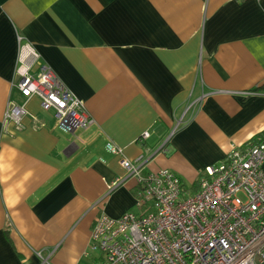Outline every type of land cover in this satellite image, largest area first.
Here are the masks:
<instances>
[{
  "label": "crops",
  "instance_id": "obj_1",
  "mask_svg": "<svg viewBox=\"0 0 264 264\" xmlns=\"http://www.w3.org/2000/svg\"><path fill=\"white\" fill-rule=\"evenodd\" d=\"M25 44L90 127L62 132L12 85ZM11 104L25 111L18 125L4 121ZM263 136L264 0H0V150L17 173L0 184V264H95L97 218L143 212L122 160L192 192L206 168Z\"/></svg>",
  "mask_w": 264,
  "mask_h": 264
},
{
  "label": "built area",
  "instance_id": "obj_2",
  "mask_svg": "<svg viewBox=\"0 0 264 264\" xmlns=\"http://www.w3.org/2000/svg\"><path fill=\"white\" fill-rule=\"evenodd\" d=\"M17 61L12 85L26 98L36 97L62 132L93 124L83 103L40 62L31 46L20 47ZM33 66L38 68L35 76L30 74ZM24 114L23 108L11 104L4 121L18 125ZM106 149L120 153L110 144ZM263 164L260 138L233 148L216 166L206 168L198 189L188 192L167 170L141 177V165L122 160L120 165L137 179L136 204L143 212L118 218L101 214L90 232L88 253L96 256L95 264H263Z\"/></svg>",
  "mask_w": 264,
  "mask_h": 264
},
{
  "label": "clouds",
  "instance_id": "obj_3",
  "mask_svg": "<svg viewBox=\"0 0 264 264\" xmlns=\"http://www.w3.org/2000/svg\"><path fill=\"white\" fill-rule=\"evenodd\" d=\"M22 142V140H21ZM13 155L16 154V150L12 149ZM17 175L16 171L14 170V165L9 163H4V151L0 150V184H8L15 176ZM31 171L25 172L19 180L16 181L15 185L13 186L14 189L18 190L19 194L16 199V204L20 203V197L26 191L25 184L31 177ZM7 203V202H6ZM14 206V205H13Z\"/></svg>",
  "mask_w": 264,
  "mask_h": 264
},
{
  "label": "water",
  "instance_id": "obj_4",
  "mask_svg": "<svg viewBox=\"0 0 264 264\" xmlns=\"http://www.w3.org/2000/svg\"><path fill=\"white\" fill-rule=\"evenodd\" d=\"M262 170L264 171V164H263V166H262ZM264 264V263H263Z\"/></svg>",
  "mask_w": 264,
  "mask_h": 264
},
{
  "label": "rangeland",
  "instance_id": "obj_5",
  "mask_svg": "<svg viewBox=\"0 0 264 264\" xmlns=\"http://www.w3.org/2000/svg\"><path fill=\"white\" fill-rule=\"evenodd\" d=\"M93 257H95L94 254H93Z\"/></svg>",
  "mask_w": 264,
  "mask_h": 264
},
{
  "label": "trees",
  "instance_id": "obj_6",
  "mask_svg": "<svg viewBox=\"0 0 264 264\" xmlns=\"http://www.w3.org/2000/svg\"><path fill=\"white\" fill-rule=\"evenodd\" d=\"M264 137V136H263Z\"/></svg>",
  "mask_w": 264,
  "mask_h": 264
}]
</instances>
